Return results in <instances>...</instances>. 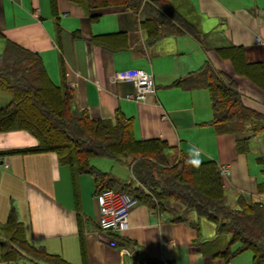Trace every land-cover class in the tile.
Wrapping results in <instances>:
<instances>
[{
    "label": "crops",
    "instance_id": "obj_1",
    "mask_svg": "<svg viewBox=\"0 0 264 264\" xmlns=\"http://www.w3.org/2000/svg\"><path fill=\"white\" fill-rule=\"evenodd\" d=\"M172 1L198 23L206 34L207 48L189 34L148 43L138 13L122 6L90 12L70 0H57V16L50 0H0V37L39 52L51 80L66 83L74 105L87 109L91 117L114 118L120 109L132 118L137 138L165 139L170 145L166 149L169 158L183 150L188 155L191 152L192 158L213 159L220 168L224 166L222 179L230 204L235 205L242 195L264 206V190H258L264 183V164L258 160L264 157V130L255 134L219 131L218 125L209 123L213 118L209 90L173 84L210 60L235 77L246 105L264 112V89L235 74L231 62L212 49L242 45L246 59L259 61L264 71V0ZM92 13L98 17L91 19ZM111 32L125 33V38L119 35L112 44L125 43V47L109 48L91 40L93 34ZM131 67L153 74L155 90L145 100L131 97L134 82L113 80L116 71ZM4 92L0 88V105L10 99ZM242 137H249V148L238 152L236 140ZM36 142L25 130L0 132L1 152ZM0 158V223L6 222L14 208L31 242L74 264H146L150 259L169 264H252L249 250L229 260L213 255L229 239L218 236L207 218L190 211L183 219H175L171 211L154 207L147 197L138 198L130 209L128 227L112 233L116 245L107 244L99 239L93 174L61 164L52 151L6 153ZM96 158L91 164L108 171ZM108 172L117 180L115 188L126 182L137 185L132 177L121 180ZM171 206L178 212L183 209L175 201ZM0 264L21 263L0 259Z\"/></svg>",
    "mask_w": 264,
    "mask_h": 264
},
{
    "label": "trees",
    "instance_id": "obj_2",
    "mask_svg": "<svg viewBox=\"0 0 264 264\" xmlns=\"http://www.w3.org/2000/svg\"><path fill=\"white\" fill-rule=\"evenodd\" d=\"M85 10L109 6L126 7L139 15V24L148 43L170 35L189 34L207 48L206 34L197 22L183 13L172 0H70ZM52 13L57 16V0H50ZM97 13L90 15L96 19ZM124 32L93 34L94 43L109 48H122L125 43L112 46ZM5 46L0 52V88L10 95L0 107V132L25 130L37 140L35 145L13 148L6 153L52 151L61 164H68L77 172H88L97 181L96 192L114 187L117 180L108 171L91 164L93 157L107 156L121 159L128 156L131 174L137 185L122 184L120 189L147 197L154 207L169 210L175 219H183L190 211L210 220L215 233L226 234V246L213 255L229 260L239 253L252 252V264H264V206L247 201L238 195L231 205L225 191L220 166L213 159L202 160L199 167L186 161L183 150L174 159L166 154L169 143L161 137L137 138L133 120L117 109L114 118H93L85 108L73 102V93L66 83H54L39 52L26 48L3 36ZM111 45V47H110ZM219 57L231 62L235 74L242 75L264 89V71L259 61H248L242 45L230 44L212 48ZM185 88L206 87L209 90L213 118L221 132H250L264 130V112L246 105L234 76L217 69L210 60L194 73L173 82ZM248 138L236 140L238 152L248 150ZM124 160V161H125ZM264 164V157L258 156ZM133 190L135 193L131 192ZM264 190V183L258 185ZM172 201L182 205L178 212ZM237 244L236 247H233ZM26 256L33 264H74L58 253L31 242L25 234L23 222L12 208L5 223H0V259L16 261ZM81 264H87L85 261ZM146 264H169L150 259Z\"/></svg>",
    "mask_w": 264,
    "mask_h": 264
},
{
    "label": "built area",
    "instance_id": "obj_3",
    "mask_svg": "<svg viewBox=\"0 0 264 264\" xmlns=\"http://www.w3.org/2000/svg\"><path fill=\"white\" fill-rule=\"evenodd\" d=\"M114 81L129 80L135 83V93L131 96L140 101L145 100L154 92L153 74L141 67H131L116 71ZM0 162H3V159ZM7 165V162H4ZM222 173L226 168L222 166ZM98 203L99 239L107 244L116 245L117 241L112 233L121 232L128 227L130 209L138 202V197L126 190L108 187L96 194Z\"/></svg>",
    "mask_w": 264,
    "mask_h": 264
},
{
    "label": "rangeland",
    "instance_id": "obj_4",
    "mask_svg": "<svg viewBox=\"0 0 264 264\" xmlns=\"http://www.w3.org/2000/svg\"><path fill=\"white\" fill-rule=\"evenodd\" d=\"M4 46H5V40H4V38L0 37V52L3 51ZM3 94H5V96H10L6 92H4ZM1 106L2 105H0V107ZM121 159L129 160V157L128 156H121ZM121 159H115V158L107 157V156H99L96 158V160H100L101 164H99V165H101V167H104L108 171H111L113 173V175H116L119 179L131 181L132 175H131V170L129 169V167L131 168V166L127 162L120 161ZM172 159H174V158H170V160H172ZM93 160L94 159H92V161ZM132 179H133V177H132ZM133 184H135V182H131V186H130L131 189H133L135 187V185H133ZM113 186H116V185H113ZM118 187L121 188V186H118ZM131 192L135 193L133 190H131ZM231 205H233V204H231ZM208 222L210 224L208 226L215 227L213 222H211V221H208ZM219 236H227V235H219ZM228 239H229V236H228ZM236 246H237V244H235L233 247H236ZM248 252H251V251H248ZM251 254H252V252H251ZM17 261L20 262L21 264H33V261L26 256L20 257Z\"/></svg>",
    "mask_w": 264,
    "mask_h": 264
},
{
    "label": "clouds",
    "instance_id": "obj_5",
    "mask_svg": "<svg viewBox=\"0 0 264 264\" xmlns=\"http://www.w3.org/2000/svg\"><path fill=\"white\" fill-rule=\"evenodd\" d=\"M196 155L198 156L199 153L197 152ZM191 166L199 167L201 161L198 158H192V153H189V159L186 161Z\"/></svg>",
    "mask_w": 264,
    "mask_h": 264
}]
</instances>
